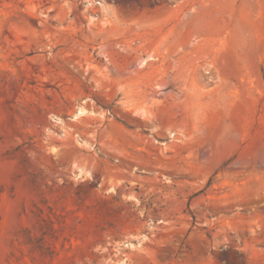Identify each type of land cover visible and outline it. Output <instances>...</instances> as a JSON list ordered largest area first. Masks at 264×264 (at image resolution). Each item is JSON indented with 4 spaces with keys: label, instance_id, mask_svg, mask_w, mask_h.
Here are the masks:
<instances>
[{
    "label": "rangeland",
    "instance_id": "374dc122",
    "mask_svg": "<svg viewBox=\"0 0 264 264\" xmlns=\"http://www.w3.org/2000/svg\"><path fill=\"white\" fill-rule=\"evenodd\" d=\"M0 264H264V0H0Z\"/></svg>",
    "mask_w": 264,
    "mask_h": 264
},
{
    "label": "bare ground",
    "instance_id": "6f19581e",
    "mask_svg": "<svg viewBox=\"0 0 264 264\" xmlns=\"http://www.w3.org/2000/svg\"><path fill=\"white\" fill-rule=\"evenodd\" d=\"M95 4L102 6L103 4L100 2H96Z\"/></svg>",
    "mask_w": 264,
    "mask_h": 264
}]
</instances>
